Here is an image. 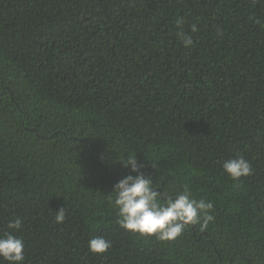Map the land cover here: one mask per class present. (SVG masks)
Returning a JSON list of instances; mask_svg holds the SVG:
<instances>
[{
    "label": "trees",
    "instance_id": "obj_1",
    "mask_svg": "<svg viewBox=\"0 0 264 264\" xmlns=\"http://www.w3.org/2000/svg\"><path fill=\"white\" fill-rule=\"evenodd\" d=\"M129 153L162 195L211 201L208 227L120 228ZM15 216L23 264H264V0H0V233Z\"/></svg>",
    "mask_w": 264,
    "mask_h": 264
},
{
    "label": "clouds",
    "instance_id": "obj_2",
    "mask_svg": "<svg viewBox=\"0 0 264 264\" xmlns=\"http://www.w3.org/2000/svg\"><path fill=\"white\" fill-rule=\"evenodd\" d=\"M183 23V19L177 20V28L180 30L176 35L187 49L193 45V38L182 30ZM190 30L191 33L199 31L196 24H192ZM119 161L124 168L135 173L121 178L108 194L109 206L116 211V223L120 228L138 233L141 237L155 236L158 241H173L183 233L186 225L199 224L201 230H204L214 220L210 214L213 203L205 198H194L187 184L173 195H162L150 176L141 171L143 164L137 160L136 154H126ZM222 168L234 182L250 176L253 171L251 163L240 154L222 162ZM65 215V209H60L56 212L55 222L64 223ZM22 227V217L15 216L8 222V230L0 233V264L4 261L8 264H23L25 243L17 235ZM87 247L89 252L100 255L107 252L111 243L103 236H96L88 241Z\"/></svg>",
    "mask_w": 264,
    "mask_h": 264
}]
</instances>
